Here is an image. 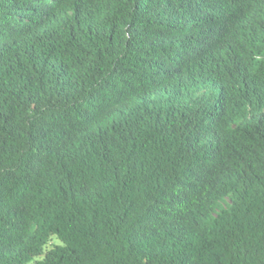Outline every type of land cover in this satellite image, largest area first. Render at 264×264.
I'll return each mask as SVG.
<instances>
[{
    "label": "trees",
    "instance_id": "16d2710c",
    "mask_svg": "<svg viewBox=\"0 0 264 264\" xmlns=\"http://www.w3.org/2000/svg\"><path fill=\"white\" fill-rule=\"evenodd\" d=\"M0 264H264V0H0Z\"/></svg>",
    "mask_w": 264,
    "mask_h": 264
}]
</instances>
